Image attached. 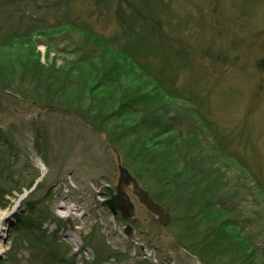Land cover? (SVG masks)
I'll return each mask as SVG.
<instances>
[{"label":"rangeland","instance_id":"obj_1","mask_svg":"<svg viewBox=\"0 0 264 264\" xmlns=\"http://www.w3.org/2000/svg\"><path fill=\"white\" fill-rule=\"evenodd\" d=\"M87 32L118 51L144 56L153 74L174 79L172 89L179 93L174 108L186 140L208 167L226 176L222 191L255 251L251 264H264V182L256 188L248 170L240 172L237 165L244 154L264 172V73L258 69L264 0H0V67L36 53L48 66L47 52L61 65L75 59L72 49L90 44ZM141 69L157 81L143 64ZM26 74L21 80L17 69L8 75L15 83L0 91V150H6L5 175L13 184L0 179V190L34 185L6 196L10 206L0 209L17 207L4 222L0 264H203L182 243L200 240L204 225L201 235L175 221L162 229L133 197L137 220L131 235H124L125 223L102 205L101 188L116 184V156L136 177L125 163L131 160L109 142L118 140L115 135L73 110L26 99L33 91ZM151 174L137 180L157 195ZM30 204L46 217L29 214ZM183 211L180 206L179 214ZM21 214L33 230L15 227L14 216ZM242 259L243 254L223 255L213 262Z\"/></svg>","mask_w":264,"mask_h":264},{"label":"trees","instance_id":"obj_2","mask_svg":"<svg viewBox=\"0 0 264 264\" xmlns=\"http://www.w3.org/2000/svg\"><path fill=\"white\" fill-rule=\"evenodd\" d=\"M85 36L83 39L90 44L82 49L78 46L72 49L75 59L63 61L61 65L57 64L56 54L51 57L52 52H47V59H51L48 66L41 64L36 53L34 57L24 56L0 67V91L15 83H10L8 75L17 69L22 75L21 80L28 73V83L32 84L33 91L24 96L26 99L30 96L33 103L43 104L46 108L57 106L73 110L94 127L115 135L118 140L109 142L131 160V163H125L135 172L136 178L144 172L152 173L159 192L150 194L166 210L174 212L176 224L181 223L189 232L200 235V226L206 227L200 240L182 245L208 264L223 255L231 259L239 254H243V259L238 264H251L255 251L249 249L235 209L222 191L226 176L221 170L207 166L199 150L186 140L187 131L178 122L174 105L179 93L172 89L174 79L165 78L161 72L153 74L144 56L139 58L136 52L130 55L127 51L126 54L104 38L93 34ZM19 39L22 38L14 41ZM58 52L66 53V50ZM142 64L149 74L158 77L157 81L147 77L141 69ZM258 69L264 73V57L258 62ZM141 76L148 81L137 82L136 77ZM2 139L0 135V142L4 143ZM123 149H129L128 153ZM5 155L6 150H0V179L7 183L10 180L5 174L10 171L5 164ZM237 165L240 172L248 170L255 187L261 188L264 172L260 171L259 161L250 162L243 154ZM32 185L33 181L27 187L1 188L0 209L6 210L10 206L6 196L20 194ZM180 206H184L181 214ZM37 211L40 217H46L45 211L30 204L28 213ZM22 217V214L14 216L15 227L32 229V221L26 222ZM47 246L44 249L54 253L52 246ZM14 247L11 246L9 255Z\"/></svg>","mask_w":264,"mask_h":264},{"label":"water","instance_id":"obj_3","mask_svg":"<svg viewBox=\"0 0 264 264\" xmlns=\"http://www.w3.org/2000/svg\"><path fill=\"white\" fill-rule=\"evenodd\" d=\"M116 161L118 178L115 187H102V193L107 197L103 205L109 210L112 216L115 218L120 214L121 219L128 223H134L136 221L135 207L127 194V190L130 187L131 194L136 197L139 204L156 217L159 226L165 228L171 224L172 219L170 215L161 205L155 203L150 198L146 190L139 186L137 180L121 164L119 156H116ZM131 231V226L127 225L124 233L130 235Z\"/></svg>","mask_w":264,"mask_h":264},{"label":"bare ground","instance_id":"obj_4","mask_svg":"<svg viewBox=\"0 0 264 264\" xmlns=\"http://www.w3.org/2000/svg\"><path fill=\"white\" fill-rule=\"evenodd\" d=\"M14 210H17V207L15 206V208L12 211L6 212V213H0V254H2L3 252V245H2V235L4 233L5 230V225L4 222L7 220L8 214H10L11 212H14Z\"/></svg>","mask_w":264,"mask_h":264}]
</instances>
